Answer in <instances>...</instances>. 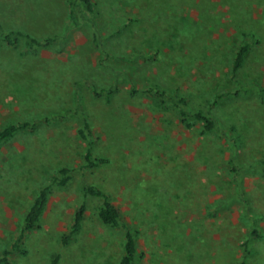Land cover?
Masks as SVG:
<instances>
[{
    "label": "rangeland",
    "instance_id": "rangeland-1",
    "mask_svg": "<svg viewBox=\"0 0 264 264\" xmlns=\"http://www.w3.org/2000/svg\"><path fill=\"white\" fill-rule=\"evenodd\" d=\"M92 2L94 21L74 26L68 0H0V38L15 29L41 42L0 46V129L27 123L0 144V259L49 186L12 264H120L124 229L101 221L85 180L137 231V264H264V0ZM144 88L185 95L217 127L188 129ZM82 115L98 167H85ZM64 166L68 186L54 181ZM82 202L83 228L65 244Z\"/></svg>",
    "mask_w": 264,
    "mask_h": 264
},
{
    "label": "trees",
    "instance_id": "trees-1",
    "mask_svg": "<svg viewBox=\"0 0 264 264\" xmlns=\"http://www.w3.org/2000/svg\"><path fill=\"white\" fill-rule=\"evenodd\" d=\"M68 2L70 7L69 22L72 25L77 26L84 21H94L96 11L92 0H68ZM22 38L24 39V44L28 48L41 46L40 40L36 37L15 29L8 31L3 38H0V46L5 43L8 45H15ZM250 49L251 43L249 42H244L239 46L232 65V72L234 75H236L245 64ZM104 92V90H96V94L98 96L104 95ZM138 92V89L133 88L131 95H135ZM142 92L156 99L164 107L173 106L179 115L180 122L188 129H192L197 123H201V129L199 132L200 134L205 135L211 133L217 127L216 119L214 117L203 113L201 110L190 111L188 108V98L185 95L171 94L162 88H144ZM109 94H111V90L106 92V95ZM217 97L219 98L221 96ZM81 120L82 125L78 130V134L80 138L87 142L88 145L84 154L85 167H98L106 162V160L95 156V141L91 133V123L85 115H82ZM26 125L27 123L20 125L9 124L0 129V144L10 139L19 128H23ZM231 163L232 162H230V164ZM232 170L236 172V168L232 167ZM71 171L72 169L69 167H61L54 181L60 186H68L72 179ZM49 190L50 187L47 186L42 188L37 194L34 202L25 214L23 226L17 239L13 242L11 248L3 251L0 264H12V253L16 251L21 252L23 250V243L27 232L37 227L42 219L49 199ZM81 190L85 198L90 196L97 197L102 200L99 206L98 215L105 225L110 227H122L124 229L123 256L121 257L120 264H137L140 255L137 240L138 233L128 222L122 219L121 212L112 202L110 194L105 188L85 180L81 181ZM86 209V202L79 204L74 214L73 224L63 239L65 244H68L77 234L81 232ZM253 233L257 234V231L254 230ZM49 264H61L60 256L56 255ZM239 264H246V259H243Z\"/></svg>",
    "mask_w": 264,
    "mask_h": 264
}]
</instances>
